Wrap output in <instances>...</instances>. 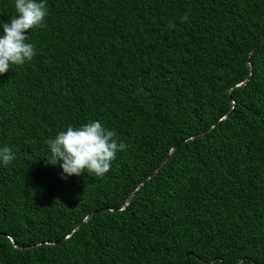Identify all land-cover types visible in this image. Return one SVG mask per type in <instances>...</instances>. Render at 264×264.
I'll list each match as a JSON object with an SVG mask.
<instances>
[{
  "label": "trees",
  "instance_id": "16d2710c",
  "mask_svg": "<svg viewBox=\"0 0 264 264\" xmlns=\"http://www.w3.org/2000/svg\"><path fill=\"white\" fill-rule=\"evenodd\" d=\"M161 1L46 0L45 26L26 33L36 55L0 75V148L15 155L0 161V264H117L125 232L153 243L140 247L149 263L264 264V45L249 85L233 89L264 39V0L160 11ZM15 15L14 0H0V22ZM228 90V119L177 149L136 212L96 215L65 239L95 209L96 190L115 181L125 200L129 180L230 112ZM90 121L127 147L107 180L62 178L46 141Z\"/></svg>",
  "mask_w": 264,
  "mask_h": 264
},
{
  "label": "clouds",
  "instance_id": "9594fccd",
  "mask_svg": "<svg viewBox=\"0 0 264 264\" xmlns=\"http://www.w3.org/2000/svg\"><path fill=\"white\" fill-rule=\"evenodd\" d=\"M178 4L179 2L177 0H162L160 2V7H165V9L160 11H166L170 8H174ZM14 8L16 15L10 18L8 22H0V28L3 29V34L0 35V75L6 74L13 66H23L26 62L32 61L36 55V50L33 44L28 42L29 35L26 33H29L31 30L44 27V21L48 15L46 0H14ZM140 11L141 10H132L131 14L134 15L136 13H140ZM182 19L187 21V14H185ZM263 45L264 39L252 50L250 54L251 61L253 54L256 53ZM251 72L253 74V70ZM249 78L247 80H249ZM236 86H234L233 89L242 88ZM228 98L231 105L230 112L219 119L218 122L208 131L196 137L189 138L187 141H183L175 148H172L167 157L153 171V173H149L141 181L136 180L135 182L134 178L129 180L128 184L130 187L128 190V196L125 200H122L114 195L115 181L108 182L96 190L97 193L95 194L92 205L95 209L91 211V213H89L82 220L80 225L72 232V234L68 235L65 239L72 238L74 234L80 230L83 224L92 220L96 215H116V213L127 210L134 205V201L138 194L159 177L160 171L166 166L178 148L184 146L185 143L194 141L200 137H205V135L212 131L215 126L228 119L234 106L231 96H228ZM87 105L95 106L90 103ZM116 136L117 134L115 131L108 130L99 121H90L79 127L69 125L66 130L58 132L54 139L46 141L51 153V159L48 164L56 165L59 162V166L62 169V178L73 175L80 176L86 173L88 176L92 177L91 180H107L110 177L108 176L110 174L108 172L111 169L112 162L116 158V154L125 150L127 147L125 143L118 142ZM14 159L15 155L11 147L4 146L3 148H0V161L4 164H9ZM35 170L38 173L37 168H35ZM138 209V207H132L129 209V212H136L135 210ZM133 232L134 231L130 230L129 233ZM124 234L120 237L117 245V264H136L133 262V259H136V261H139V259H144V261H146V258L150 259L146 252V247H140L146 243H153H150V241L142 237H137L135 232L133 235ZM10 238L13 240L16 248H25L18 246L15 237L10 236ZM123 244H131L134 247L130 248V252H126L121 249ZM38 245L40 244H37V246ZM53 245H57V242L53 243ZM79 254L85 255L83 251H79ZM34 264H41V262L38 258H35Z\"/></svg>",
  "mask_w": 264,
  "mask_h": 264
},
{
  "label": "water",
  "instance_id": "95a60500",
  "mask_svg": "<svg viewBox=\"0 0 264 264\" xmlns=\"http://www.w3.org/2000/svg\"><path fill=\"white\" fill-rule=\"evenodd\" d=\"M250 66H251V71L253 70V65H252V61H251V59H250ZM252 72H251V76H250V78H249V80H247V81H245V82H243V83H241V85L240 86H236V87H243V86H246V85H248V83L251 81V79H252ZM230 93H231V91H228V96L230 97Z\"/></svg>",
  "mask_w": 264,
  "mask_h": 264
},
{
  "label": "bare ground",
  "instance_id": "6f19581e",
  "mask_svg": "<svg viewBox=\"0 0 264 264\" xmlns=\"http://www.w3.org/2000/svg\"><path fill=\"white\" fill-rule=\"evenodd\" d=\"M186 9V8H185Z\"/></svg>",
  "mask_w": 264,
  "mask_h": 264
}]
</instances>
